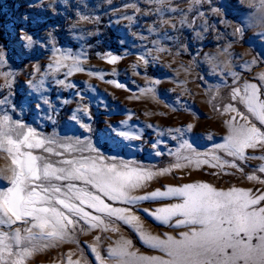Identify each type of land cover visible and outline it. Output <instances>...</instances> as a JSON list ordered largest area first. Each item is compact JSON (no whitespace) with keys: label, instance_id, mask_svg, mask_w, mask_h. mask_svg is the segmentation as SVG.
<instances>
[{"label":"rangeland","instance_id":"obj_1","mask_svg":"<svg viewBox=\"0 0 264 264\" xmlns=\"http://www.w3.org/2000/svg\"><path fill=\"white\" fill-rule=\"evenodd\" d=\"M190 8L191 0H168L161 11L150 0H0V53L5 61L0 73H12L7 80L0 75V114L6 112L54 140L57 150L59 144L71 143L95 150L83 155L163 173L136 189L135 196L193 183L225 192L264 193V172L259 171L264 150L248 149L247 158L238 159L217 147L230 134L235 113L226 110L229 104L264 130L232 99V90L246 82L264 86L259 79L264 74L259 0L252 5L248 0H203ZM185 16L187 23L181 24ZM25 36L32 37L30 46ZM60 53L79 59L84 71H57L54 59ZM109 56L119 59L110 63ZM41 81L36 91L32 85ZM261 93L264 98V87ZM185 143L192 148L182 147ZM5 163L0 160V167ZM177 163L183 166L175 167ZM106 202L131 209L146 232L162 239L188 231L176 227L175 218L164 224L150 214L179 203L177 197ZM74 241L39 251L28 264H67L70 253L81 264H99L92 248L110 259L108 250L122 241H131L130 250L137 255H162L144 243L136 226L115 218L101 228L81 222Z\"/></svg>","mask_w":264,"mask_h":264},{"label":"snow or ice","instance_id":"obj_2","mask_svg":"<svg viewBox=\"0 0 264 264\" xmlns=\"http://www.w3.org/2000/svg\"><path fill=\"white\" fill-rule=\"evenodd\" d=\"M150 2L159 4L161 9L158 11H161L168 0ZM202 2L191 0L192 8ZM208 2L211 3V0ZM248 3L252 5L253 0H248ZM259 9V18L264 21V0H259ZM168 11L176 9L168 8ZM199 15L203 16V13ZM186 23L185 16L181 24ZM24 39L29 46L32 44L31 36ZM58 51L54 49V52ZM158 51L167 49L159 48ZM118 59L109 56L110 63ZM140 59L144 60V56ZM144 62L147 63L146 60ZM4 63L0 53V67ZM54 66L57 71L61 67L68 68L69 75L84 71L80 60L66 53H60L54 59ZM0 75L7 80L12 73ZM231 75L236 77L237 73L232 72ZM259 79L264 80V74ZM42 83L32 86L40 91ZM262 87L246 82L232 90V99L239 100L260 125H264ZM226 110L235 115L229 121L230 134L226 143L217 147L238 159H246L248 149L264 150V130L231 104ZM55 143L41 137L35 129L13 120L6 112L0 114V160L6 162L0 167V264H28L29 259L39 251L64 242H75L74 232L81 222L91 228H101L106 223L111 224L112 218L136 226L144 243L158 249L162 255H137L130 250L131 241H122L108 250L110 259L93 247L99 264H264V193L254 194L243 189L225 192L205 183H193L135 196L132 193L136 189L143 187L153 176L163 173H153L123 161L108 163L100 156L83 155L85 151L95 150L71 143H61L58 145L61 150H57L52 146ZM182 147L192 148L187 143ZM66 153L69 155L66 156ZM183 159L191 163L190 157ZM182 166L179 163L175 165L178 168ZM232 166L235 167L234 164ZM259 171L264 172V167ZM248 178L259 179L256 176ZM160 197L180 199L179 203L150 212L164 224L172 223L175 218L176 227H188V231L181 232L179 238L167 235L162 239L152 235L144 230L131 209L113 207L106 202L134 204ZM72 255L75 253L69 254L67 264H81L80 260H72Z\"/></svg>","mask_w":264,"mask_h":264}]
</instances>
